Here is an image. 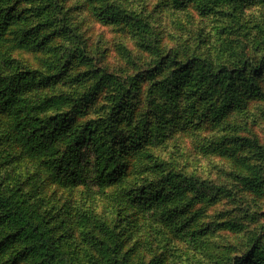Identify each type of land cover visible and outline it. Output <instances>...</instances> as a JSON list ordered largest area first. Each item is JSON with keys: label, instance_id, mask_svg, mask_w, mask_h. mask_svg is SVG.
Masks as SVG:
<instances>
[{"label": "rangeland", "instance_id": "obj_1", "mask_svg": "<svg viewBox=\"0 0 264 264\" xmlns=\"http://www.w3.org/2000/svg\"><path fill=\"white\" fill-rule=\"evenodd\" d=\"M159 2L0 0V26L10 8L16 11L15 22L0 30V77L24 74L31 83L21 105L10 104L5 115L9 99L0 98V242L6 241L0 264L14 258L16 264H233L254 244L264 248V99L250 100L245 112L235 109L218 124L213 104H191L199 69L183 59L186 68L171 76L180 64L167 50L175 43L171 20L187 25L192 16ZM115 8L133 10L144 22L151 14L152 33L130 13L117 20ZM263 12L264 4L247 5L246 25L234 30L219 13L199 14L193 20L200 45L192 48H215L225 35L252 41ZM154 36L164 53L154 49ZM248 54L258 56L252 47ZM120 83L129 94L122 95ZM48 99L55 106L37 114H63L77 129L136 104V116L120 120L127 137L146 125L142 147L112 166L119 160L131 171L110 186L90 182L93 174L78 176L70 166L68 141L33 158L14 126L27 123ZM171 173L188 192L179 202L183 214L169 226L165 219L174 206L150 203L161 189L164 196L172 193L163 183ZM30 248L37 252L31 255Z\"/></svg>", "mask_w": 264, "mask_h": 264}, {"label": "trees", "instance_id": "obj_2", "mask_svg": "<svg viewBox=\"0 0 264 264\" xmlns=\"http://www.w3.org/2000/svg\"><path fill=\"white\" fill-rule=\"evenodd\" d=\"M160 2L161 7L164 8L170 6L174 10H189L188 14L192 16V20H187L189 22L187 25L171 20L172 28H169L168 35L175 38V43L167 50L180 64L179 67H174L170 71L171 76H174L178 71L182 72L181 69L186 68L187 63L183 59L194 61L193 63L199 69L197 74V81L199 82L188 98V100H192L193 103L191 104L202 105V102L213 104L210 106V108L212 107L211 115L218 124L223 120H229L235 109L245 112L250 100H255L259 97L264 99L261 91L262 87H264V17L259 20V27L257 28L259 31L257 32L260 33L252 41L246 38L244 34H239L244 36L237 38H230V36L225 35V37H221L220 46L215 48H209L204 52L192 48V45H200L196 40L199 31L194 30L193 20H196L199 14L206 16L213 12L215 14L219 13L224 19L223 23H227L234 30L235 26L243 27L246 25L244 13L247 5L257 6L258 4H264V0H160ZM11 11H13L12 8L6 14L5 21L7 23L3 22L1 25H11V23L15 22L14 13L16 11L14 10L13 13L9 14ZM126 12L123 8L113 9L117 20L122 17L123 13L126 14L123 18L129 17L128 14L130 13L132 15L130 17L135 19V23L144 22L142 19L140 21L135 11L131 10L128 14ZM165 12L168 13V10H165ZM249 16L253 15L250 13ZM150 17L151 14L146 16L147 20L144 23L147 28L142 30L147 33H152V30L148 28ZM6 25L5 28L0 26V30L6 29ZM226 29L228 28L224 27V31ZM211 35L210 31L205 33V45L208 43V38L211 39ZM156 37L158 36L156 35ZM156 37H153V47L155 50L157 49L158 53H164L166 50L161 46L162 42L158 45V38ZM180 38H186L187 43L182 44ZM155 43L157 45H154ZM43 44L45 45L46 43L44 42ZM251 47L256 50L258 56L248 54ZM195 71L197 70L192 69L191 73H187L192 81L196 78ZM167 74L170 77L168 71ZM30 86L29 77L24 74H17L11 79L0 77V98L7 97L9 99L3 105L2 113L4 115L8 111L10 104L13 106L16 104L21 105L22 97ZM121 88L123 90L122 95L130 93L124 84H121ZM138 92L139 89H136L135 93L137 94L134 95L137 96ZM195 95H199L196 100H194ZM125 98L126 96L122 100H125ZM126 102L128 105L130 104L128 100ZM49 103H53L51 104L52 106ZM53 106H55L53 100L48 99L42 105L32 109L33 115L27 123L14 126L20 135L21 143L25 145L33 158H39L50 150L58 149L60 145L68 141V147L72 154L70 166L77 167L78 176L79 174H93L90 177V182H95L101 187L110 186L122 178L125 172L129 173L131 171L128 168V164L123 165L122 161L119 160L115 161L114 167L112 166L115 158L129 157L133 153H138V150L142 147L143 137L146 136V125L143 126L141 131H137L127 137V124L121 123L120 120L124 117H132L133 119V116L135 117L139 112L136 104L132 103L126 114L119 110V112L111 114L109 120L103 123L93 120L78 129L63 114L46 117H41L37 114H46L49 111L48 109ZM123 107L125 106L123 105ZM99 131L106 135V139L101 140V142L98 139ZM103 151L105 152L103 153ZM111 152L113 153L112 155ZM94 157L97 158L95 163L93 162L95 161ZM170 175L164 178L163 183L171 185L172 193L164 196L161 189V191H158V195L152 197L150 205L157 201L172 204L174 211L165 219L167 224L172 226L176 223L179 215L183 214L182 206L179 205V202L182 201L184 195L188 192V186L181 187L179 176L172 175V173ZM0 202L4 203L5 201L0 198ZM4 245H6V241L3 240L0 242V247ZM29 250H31V255L37 252L34 248ZM28 257V252L22 253L24 260H27ZM17 261L18 259L14 258L11 263L16 264ZM36 264H55V262L45 260V263ZM233 264H264V248H260V244H254L246 254L238 257Z\"/></svg>", "mask_w": 264, "mask_h": 264}]
</instances>
